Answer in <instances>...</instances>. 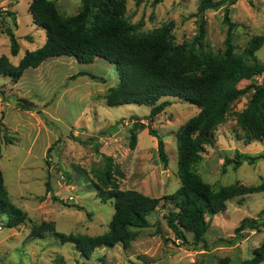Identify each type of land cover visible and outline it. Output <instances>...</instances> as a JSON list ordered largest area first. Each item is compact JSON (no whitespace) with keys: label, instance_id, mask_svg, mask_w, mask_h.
<instances>
[{"label":"rangeland","instance_id":"374dc122","mask_svg":"<svg viewBox=\"0 0 264 264\" xmlns=\"http://www.w3.org/2000/svg\"><path fill=\"white\" fill-rule=\"evenodd\" d=\"M31 1L0 0V54L7 55L14 65L27 51L46 41L45 29L33 22ZM53 1L64 15L76 14L82 7V0ZM200 1L126 0V19L139 25V32L171 25L176 44L191 43L199 29L194 14ZM9 11L16 12L17 25ZM231 17L237 23L233 41L238 52L253 35L264 36V0H238L231 6ZM204 18L206 48L224 50V9L207 10ZM4 21L12 24L18 38L17 55L11 53ZM257 57L264 62V45ZM45 62L44 70L27 69L18 83L0 75V170L10 200L27 214L24 222L12 228L7 227L6 217L0 214V264H217L225 256L231 258V264H240L253 255V250L264 242V226L244 230L234 242L225 241L234 238L243 218L258 217L264 209V192L249 194L243 200L231 199L225 211L208 216L207 247L183 245L167 225L163 206L150 217L151 226L141 230L130 246L119 243L99 247L90 259L82 257L75 244L61 241L51 231L33 235V229L44 221L65 234L96 236L109 229L114 203L102 200L94 187L98 180L96 170L104 168L106 156H111L124 174L118 177L122 189L154 197L173 193L181 184L176 132L200 110L182 98L164 97L161 100L169 99L171 105L149 119L148 105L107 104V91L119 83L117 68L107 59L97 57L92 63H81L75 57L60 56ZM79 71H87L95 78L81 75L69 79ZM252 83H264V75L254 81L243 80L239 87ZM252 94L253 90L232 103L226 120L215 131V144L206 147L194 166L215 189L231 184L256 185L264 180V139L246 143L237 122L238 113L248 105ZM19 98L29 99L37 108L17 107ZM135 117L144 126L136 129L137 143L132 147ZM150 129L165 141L169 160L166 168L158 154L157 137ZM70 135L82 140L96 137L100 151H96L94 143L83 145ZM237 151L261 157L253 164L245 161L236 167L227 163L225 157L233 159ZM47 181L52 191H47ZM52 194L58 199H52ZM188 236L192 241V234Z\"/></svg>","mask_w":264,"mask_h":264},{"label":"trees","instance_id":"16d2710c","mask_svg":"<svg viewBox=\"0 0 264 264\" xmlns=\"http://www.w3.org/2000/svg\"><path fill=\"white\" fill-rule=\"evenodd\" d=\"M160 0H156L159 2ZM252 2V0H250ZM238 0H201L196 13L199 29L191 43L176 44L171 35V25H164L149 32H139V25L126 19V0H82L80 11L64 15L53 0H32L29 10L33 22L46 31L45 43L35 50L27 51L17 65L5 54H0V75H7L17 83L29 68H37L50 58L75 57L81 63H92L102 57L114 63L119 83L109 88L105 95L109 106L129 103L151 107L149 119H154L171 105L164 97H179L195 104L199 112L182 124L176 132L178 149V174L180 186L171 194L154 197L133 189H122L118 180L123 172L111 156H106L103 169L96 170L94 187L102 200H112L114 214L109 229L96 236L87 234H65L55 229L50 222H42L33 229V235L51 231L63 242H71L82 257L90 259L99 247H114L119 243L128 247L139 232L151 226L150 217L159 207L166 208L164 217L167 225L183 245L207 247L206 234L210 218L227 209V202L236 197L243 200L247 195L264 192V180L256 185L231 184L215 189L194 170L207 146L215 144V131L231 111L232 103L240 96L253 90L248 105L238 113L237 122L242 129L244 141L250 143L264 139V83L239 87L243 80L254 81L264 75V62L257 52L264 45L263 35H253L242 51L238 52L233 41L237 23L231 17V6ZM224 9V23L227 25L226 47L218 52L206 48L207 10ZM16 22V12L9 11ZM11 40V53H19L16 33L7 22H3ZM95 75L79 71L69 77ZM102 79V78H101ZM4 101L5 98H2ZM17 107L34 110L37 105L26 98H19ZM41 112V111H38ZM131 146L137 143L136 129L144 126L134 118ZM157 137L158 154L163 167L168 165L164 139L154 130ZM6 138L7 135L5 136ZM71 139L83 144L100 145L96 137L82 140L75 135ZM60 141V140H57ZM53 149H48L50 154ZM261 156L246 155L239 151L235 157H225L227 163L239 166L245 161L253 164ZM47 191H52L46 182ZM52 199L57 196L52 194ZM0 214L6 217V225L15 227L27 219V214L9 198L2 171L0 170ZM264 226V209L257 218L245 217L235 229L234 242L243 236L246 229H260ZM157 233H161L157 228ZM188 233L192 234V241ZM264 262V242L253 250L250 258L240 264ZM198 264V263H194ZM217 264H231L225 256Z\"/></svg>","mask_w":264,"mask_h":264},{"label":"crops","instance_id":"0c3cea01","mask_svg":"<svg viewBox=\"0 0 264 264\" xmlns=\"http://www.w3.org/2000/svg\"><path fill=\"white\" fill-rule=\"evenodd\" d=\"M45 63L46 62H43L39 67H37V68H34V69H36V70H40V69H43L42 67H44V65H45ZM30 69V68H29ZM44 70V69H43ZM41 73H42V71H41ZM19 82V81H18ZM17 82V83H18ZM2 101V100H1Z\"/></svg>","mask_w":264,"mask_h":264},{"label":"water","instance_id":"95a60500","mask_svg":"<svg viewBox=\"0 0 264 264\" xmlns=\"http://www.w3.org/2000/svg\"><path fill=\"white\" fill-rule=\"evenodd\" d=\"M0 19H3V16H0Z\"/></svg>","mask_w":264,"mask_h":264},{"label":"built area","instance_id":"2783aa9c","mask_svg":"<svg viewBox=\"0 0 264 264\" xmlns=\"http://www.w3.org/2000/svg\"><path fill=\"white\" fill-rule=\"evenodd\" d=\"M2 227H1V225H0V229H1Z\"/></svg>","mask_w":264,"mask_h":264}]
</instances>
